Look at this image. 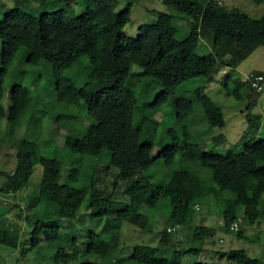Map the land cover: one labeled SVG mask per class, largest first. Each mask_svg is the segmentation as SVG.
Instances as JSON below:
<instances>
[{
  "label": "trees",
  "instance_id": "obj_1",
  "mask_svg": "<svg viewBox=\"0 0 264 264\" xmlns=\"http://www.w3.org/2000/svg\"><path fill=\"white\" fill-rule=\"evenodd\" d=\"M79 2L14 0L13 6L0 9V124L7 121V139L17 151L15 170H0V246L15 248L28 241L35 248L46 243L50 251L55 250L54 264H71L80 257L82 264H183L186 257L207 251L200 226L193 228L190 245L178 247L165 228L158 245L136 244L126 253L124 224L143 228L158 211H164L166 225L187 226L196 207L211 202L213 196L222 201L218 209L226 230L239 219L240 225L262 224L264 139L248 142L264 125V117L253 113L256 101L247 106L249 128L241 138L242 148L215 153L202 150V135L226 127L222 109L201 87L192 91L179 88L185 81L212 77L220 65L230 69V92L236 100H244L246 90L257 91L252 81L263 73L242 80L237 69L264 46V15L254 19L219 0H164L174 13H158L154 23L140 26L139 36L132 38L124 28L132 21L137 0H127L121 11H117L119 0H82L85 8L75 14L70 7ZM176 20L187 27L183 37ZM202 33L209 34L211 49L206 55L197 52L205 45ZM21 50L26 63L52 65L58 77L57 100L72 106L84 104L91 118L84 129L67 132L62 153L51 157L38 155L36 141L16 137L33 102L26 87L5 82ZM85 56L91 71L79 88L62 75ZM147 83L150 91L143 94ZM155 90L154 101L140 99ZM165 105L176 112L180 126H161L163 120L158 115L164 113ZM199 112H203L202 122L208 124L201 132L188 123ZM77 121L72 113L56 117L61 128ZM211 140L212 148L227 142L222 132ZM147 154L154 160L151 177L142 167ZM88 161L97 166L93 174L86 171ZM103 163L107 172L114 170L112 191L98 176ZM36 164L43 168L36 193L27 194L25 205L4 199L1 195L26 191ZM84 203L88 215L103 219L104 224L100 232L84 234L80 243L74 229L83 217L80 210ZM12 207L18 210L15 218L8 216ZM144 208L149 213L143 214ZM239 209H243V217ZM62 222L68 225L64 227ZM64 228L70 233L64 235ZM208 232L213 236V230ZM237 237L246 238L242 230ZM169 250L171 256L166 257ZM217 255L235 264H264L246 249Z\"/></svg>",
  "mask_w": 264,
  "mask_h": 264
},
{
  "label": "rangeland",
  "instance_id": "obj_2",
  "mask_svg": "<svg viewBox=\"0 0 264 264\" xmlns=\"http://www.w3.org/2000/svg\"><path fill=\"white\" fill-rule=\"evenodd\" d=\"M119 6L117 11L123 10L127 5V0H119ZM223 4L228 7H238L251 15L254 19H259L264 15V0H221ZM14 5V0H0V9L11 7ZM36 7L37 4H34ZM85 8L84 2L80 0L79 3L73 4L70 10L73 9L75 14H79ZM170 12L174 13V10L164 3V0H137L132 9V21L128 23L124 31L132 37L137 38L140 34V26L154 23L157 20L158 13ZM175 24L180 27L183 37L187 31L186 25L182 20H176ZM208 33H202V39L205 45L197 49L200 55H206L211 49V45L208 44ZM1 68V63H0ZM91 71L90 61L87 56L82 58L80 62L70 71L64 72L63 77L72 79L77 87H82L85 80ZM238 75L242 80L249 79L252 75L260 72L264 75V46L259 47L253 52L245 61H243L238 69ZM230 69L219 65L217 72L210 78L199 77L192 80L185 81L180 91L194 90L197 87H201L202 92L207 94L216 105H218L225 116L226 127L223 130L218 128L211 132L203 133L204 142L202 144V150L212 151L215 153H226L227 150L236 146L242 148L241 138L244 132L248 130L249 124L246 119L247 106L250 102L256 101V106L253 113L264 117V86L262 91L250 92L245 91L244 100H236L230 92L231 86L229 85ZM58 77L53 72V67L50 64L31 65L26 63V55L23 50L18 54V58L14 65L10 69L8 75L5 78V82L8 86L14 84H20L26 87L31 96L33 97L32 106L29 111L22 117V123L20 129L17 131V138L24 137L30 141H36L39 146L38 155L51 157L56 154H60L63 151L64 139L67 132L75 133L84 129L85 126L91 121L90 116L87 114V108L83 104L78 106L67 105L57 100L56 96V83ZM1 81V76H0ZM150 84L147 83L143 86V94H148L150 91ZM158 91V90H157ZM157 91L155 90L149 96H140L142 101H154ZM9 100L6 99L4 105L8 107ZM164 115L159 114L158 119L163 120L161 126H176L177 117L176 112L172 110L168 105H165ZM72 113L78 117V121L74 125H69L67 128H61L57 125L56 117L60 114ZM203 112L197 113L193 118H190L188 123H191L193 129L196 131H203L208 124L202 122ZM78 123V124H77ZM182 125V124H181ZM180 126V125H177ZM9 126L7 121H3L0 124V170L7 173H11L17 166L16 148L11 145L7 139ZM224 133L227 138V142L221 144L215 148L210 146L211 138L215 135ZM197 135L196 132L193 133ZM264 139V125L259 133L255 136L248 137V142L254 140ZM2 141V142H1ZM189 165V164H188ZM106 164H100L98 169V176L107 183L108 191H112V171L107 172ZM154 166V160L151 155L147 154V157L142 162V167L147 173L148 177H151V170ZM192 167V164L190 165ZM96 164L93 161H88L86 165V171L88 173L96 172ZM158 171L163 169V164L157 167ZM207 175L208 170H205ZM65 173V172H64ZM43 176V168L40 164H36L34 172L30 178L28 187L24 193H20L16 196L1 195L4 199H9L17 204L25 205V198L29 193H36L41 183ZM165 178L162 179V183H166ZM122 189V188H121ZM121 189L118 194L121 195ZM8 202V201H7ZM222 201H216L215 197H212L211 202H203L196 207L195 216L192 222L187 226L171 227L165 223V212L158 211L153 219H150L148 225L145 227H138L125 223L122 232V245L126 248L128 253L131 248L136 244H149L158 245L160 237L163 234L165 228L171 233V238L178 244V247L190 245L192 240V230L198 225L200 226V236L204 240V246L207 249L201 256L186 257L183 260V264H194L196 262H207L215 264H235L228 260L220 259L217 255L218 252H225L229 249H246L251 257L261 258L264 260V222L262 224L239 225L238 230L228 231L225 229L223 217L220 213ZM3 210L0 208V211ZM17 209L11 208L8 211V216L15 218ZM82 214L81 222L75 227V231L79 236V242H84L83 237L89 231L100 232L104 220L99 218H91L88 215L89 211L84 203L80 210ZM143 214L149 213L145 208L142 210ZM239 216L243 217V209H239ZM63 226L68 225L67 222H62ZM213 230V236H209L208 230ZM28 228L26 227L27 232ZM243 231L246 238H238L237 233ZM64 235L69 232L68 229H63ZM70 233V232H69ZM25 244L10 248L7 246H0V264H54L53 257L55 250H49L46 243H43L42 247L30 246L28 241ZM26 249V250H25ZM172 250L167 251L164 255L170 257ZM82 257L71 264H82Z\"/></svg>",
  "mask_w": 264,
  "mask_h": 264
},
{
  "label": "built area",
  "instance_id": "obj_3",
  "mask_svg": "<svg viewBox=\"0 0 264 264\" xmlns=\"http://www.w3.org/2000/svg\"><path fill=\"white\" fill-rule=\"evenodd\" d=\"M221 2V0H219ZM263 82H264V75H259L255 78H253L252 81V86L257 90V91H262L263 89ZM242 222L241 219H239L238 222L234 223L231 226V230H238L240 223Z\"/></svg>",
  "mask_w": 264,
  "mask_h": 264
}]
</instances>
